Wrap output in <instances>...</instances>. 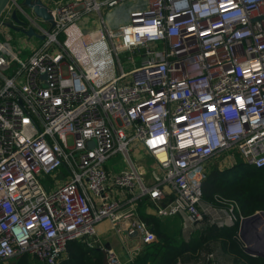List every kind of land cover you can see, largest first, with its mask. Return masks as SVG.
Here are the masks:
<instances>
[{
  "label": "built area",
  "instance_id": "2783aa9c",
  "mask_svg": "<svg viewBox=\"0 0 264 264\" xmlns=\"http://www.w3.org/2000/svg\"><path fill=\"white\" fill-rule=\"evenodd\" d=\"M23 1L0 17V260L58 264L70 241L97 247L105 220L144 251L158 240L140 212L147 200L149 215L180 217L184 240L208 216L236 226L242 250L264 252L241 237L235 199L203 200L223 153L264 170V0H43L53 27ZM129 4L110 26L108 13ZM13 11L45 35L28 56L11 45ZM91 14L101 25L79 29ZM255 234L264 241V218ZM113 253L108 263L123 264Z\"/></svg>",
  "mask_w": 264,
  "mask_h": 264
},
{
  "label": "trees",
  "instance_id": "16d2710c",
  "mask_svg": "<svg viewBox=\"0 0 264 264\" xmlns=\"http://www.w3.org/2000/svg\"><path fill=\"white\" fill-rule=\"evenodd\" d=\"M222 199H235L243 215L264 210V170L251 167L227 175L220 171L217 163L211 164L203 183V200L212 206H221ZM147 203L148 200L140 205V212L157 234L158 240L146 245L143 256H139L135 264H174L177 259L191 262L204 260L210 254H213L220 264H264V257H244L238 253L241 252L238 248L233 247L232 241L236 243L233 238L237 231L236 226H221L208 216L194 228L188 239L178 243L170 242L176 232L164 230L160 217L147 215L144 209ZM91 253L93 257L89 256ZM106 255V250L90 248L78 240H73L68 244L66 256L58 264H109ZM0 264H4L2 260ZM8 264L47 263L23 254L10 258Z\"/></svg>",
  "mask_w": 264,
  "mask_h": 264
},
{
  "label": "rangeland",
  "instance_id": "374dc122",
  "mask_svg": "<svg viewBox=\"0 0 264 264\" xmlns=\"http://www.w3.org/2000/svg\"><path fill=\"white\" fill-rule=\"evenodd\" d=\"M127 7V5L124 6H120L119 8L114 9L111 13H115V12H120L122 11V9H125ZM25 9H29L27 7H24ZM106 14V12L104 11V15ZM113 18L114 16L108 15V21H110V18ZM89 19H98L94 14L88 15ZM117 20H119L118 18H115ZM45 26L48 25V23H44ZM81 26V25H80ZM83 27V26H82ZM85 28V27H83ZM64 32V31H63ZM61 33V35L59 36L60 41L64 42L65 41V33ZM10 33L12 36V41H11V45L13 46V48H16L18 50H25V51H32L34 49V46L36 47L37 45L41 44V40H39L36 37H27L26 35L20 33V32H16L12 29H10ZM136 60H138V57H136ZM123 65L125 67V69H128L127 67V62L126 60L122 59ZM139 64V63H138ZM14 66V64L11 61L7 62V69L11 70L13 69L12 67ZM131 67V66H130ZM140 156V158H145V154H143L142 152L138 151L137 152ZM135 152V155L138 156ZM136 159V157H134ZM226 158V159H225ZM116 159H120V156L118 155V157L115 158H111L109 159V162H113ZM218 160V161H217ZM148 163H151L152 160L149 159L148 161H146ZM219 163L221 164V168L222 170H220L221 172H223V174H227V175H231L234 171H238V170H247L249 168H251V166L244 161V159L242 157H234V158H229L228 157V153H223L219 158H215L212 160V163ZM122 167L126 168L127 167V163L126 162H122ZM211 167V164H210ZM116 171H119L120 169L116 168ZM54 178L52 175H48L45 176L42 179V182L47 185L49 183H53L54 184ZM161 218V227L168 231V232H172L175 231L176 232V236L174 238H170V242L172 243H178L180 241H182L184 238V234L181 231V227H182V220L179 218ZM109 235L103 236L100 238V242L97 245V249H103L107 251V260H109V257H111V254L114 252L115 254L118 255V257L120 258V260L122 261L123 264H135L137 261L136 259L139 256H143L144 252L140 251L138 253H135L136 249L138 248V239H135L136 242H134L133 244H131L133 246V249L131 251H129V255L126 254L125 252L120 250V243H119V237L122 236L123 234H119V233H114V231L110 230ZM112 241L114 243V245H109L108 241ZM233 247L238 248V250H240L241 255H243L244 257H252V258H256L253 257L252 255H250L248 252H245L244 250H242L239 245L237 243H235L234 241H232ZM237 244V245H236ZM259 244V243H258ZM137 246V247H136ZM134 247H136L134 249ZM113 253V254H114ZM247 255V256H246ZM89 256L93 257V254H89ZM258 257H262V256H258Z\"/></svg>",
  "mask_w": 264,
  "mask_h": 264
},
{
  "label": "water",
  "instance_id": "95a60500",
  "mask_svg": "<svg viewBox=\"0 0 264 264\" xmlns=\"http://www.w3.org/2000/svg\"><path fill=\"white\" fill-rule=\"evenodd\" d=\"M11 0H0V17L4 10L7 8L9 2ZM23 3L31 9L34 14L46 21L50 24L51 27L54 26L53 15L50 13V8L43 2V0H24ZM25 21L19 17L16 11L12 12L11 19L5 22V26L16 31L20 32L27 37H36L39 40H44L45 35L37 33L33 28L25 29ZM45 77V74H43ZM90 147L94 146V141L91 140L88 142ZM264 218V210L257 211L251 215L244 217L240 224V235L241 237L249 243L252 240H255L258 243H263L262 236L259 234H255L252 237L249 235L250 228H256L261 222H263ZM128 221H124L122 223V228L125 232H127ZM131 236H136L137 233L133 232L130 234ZM248 251L251 252V249L248 248ZM262 254L263 253H259Z\"/></svg>",
  "mask_w": 264,
  "mask_h": 264
},
{
  "label": "crops",
  "instance_id": "0c3cea01",
  "mask_svg": "<svg viewBox=\"0 0 264 264\" xmlns=\"http://www.w3.org/2000/svg\"><path fill=\"white\" fill-rule=\"evenodd\" d=\"M132 7H133V5L132 4H129V5H127V7L125 9H122V11H120L119 13L118 12L111 13L112 11L110 13H108V15L114 16L113 18L112 17L110 18V21H108L109 25L110 26H113V27H116L120 23L126 21L128 19V10L130 8H132ZM108 15H107V17H108ZM115 18H118L119 20H117ZM100 25H101V23L99 22V19H96V20L89 19L88 16L82 17L80 20L77 21V24H76V26H78L79 29H81L83 31H87V32L88 31H93V30L97 29ZM82 26L85 27V28H83ZM36 47H38V45ZM36 47L34 46V49ZM75 49L76 50H79V46L78 45H75ZM33 50L32 51H29V52L28 51H25V50H22V52L26 56H28L29 54H31V52H33ZM217 164H218L219 169L222 170V168L220 167L221 166L220 162L217 163ZM144 209H145L146 214L149 215L148 212H147L148 210H147V206L146 205L144 206ZM257 211H260V210H257ZM151 216H153V215H151ZM98 230H99L100 238L103 237V236L109 235L108 232L110 230H112V231H114V233H116V231L112 228L111 224L108 221H106V220L105 221H102V222H100L98 224ZM181 231H182V227H181ZM135 239H137L136 236H131V235L130 236H127L126 234H123L122 236H120L119 237L120 250L129 255V251H131L133 249V246L131 244H133L134 242H136ZM108 244L109 245H114V243L112 241H110ZM137 245H138V243H137ZM136 247H134V249ZM256 248H261V249L264 250V244H259V245H257ZM142 252H144V251H142ZM248 253L250 255H252L253 257H256V258L258 256L264 257V252H261V253H263V255L262 254H259V253H258V255H253V253H250V252H248Z\"/></svg>",
  "mask_w": 264,
  "mask_h": 264
},
{
  "label": "bare ground",
  "instance_id": "6f19581e",
  "mask_svg": "<svg viewBox=\"0 0 264 264\" xmlns=\"http://www.w3.org/2000/svg\"><path fill=\"white\" fill-rule=\"evenodd\" d=\"M259 250H263V249H261V248H258ZM264 251V250H263Z\"/></svg>",
  "mask_w": 264,
  "mask_h": 264
}]
</instances>
